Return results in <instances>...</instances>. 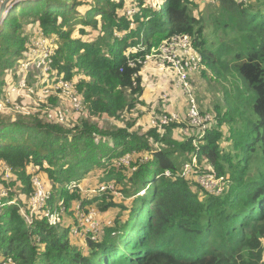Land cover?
Listing matches in <instances>:
<instances>
[{
    "label": "trees",
    "instance_id": "obj_1",
    "mask_svg": "<svg viewBox=\"0 0 264 264\" xmlns=\"http://www.w3.org/2000/svg\"><path fill=\"white\" fill-rule=\"evenodd\" d=\"M161 2L159 8L148 0L13 3L0 28V89L18 76V61L42 29L56 39L54 70L75 83L86 110L69 127L43 114L16 121L0 114V162L19 190L0 197V256L16 264H264V0ZM130 7L137 10L131 18ZM177 35L192 37L223 94L198 148L193 138H175L184 136L183 126L160 135L128 118L144 93L142 66L131 65L144 54L131 51ZM95 136L115 146L98 144ZM127 154L148 161L134 173L103 163ZM194 155L224 177L221 196L203 191L195 177H178L182 160ZM102 167L99 184H113L121 197L108 192L90 200L67 189ZM166 172L172 177L157 179ZM35 176L51 186L52 209L82 202L107 217L100 238H87L85 253L71 228L60 231L41 215L30 225L21 214L35 193ZM15 196L18 203L8 205Z\"/></svg>",
    "mask_w": 264,
    "mask_h": 264
},
{
    "label": "built area",
    "instance_id": "obj_2",
    "mask_svg": "<svg viewBox=\"0 0 264 264\" xmlns=\"http://www.w3.org/2000/svg\"><path fill=\"white\" fill-rule=\"evenodd\" d=\"M157 3L161 0H152L149 3ZM194 1V0H192ZM220 0L210 1L212 4H217ZM241 3H247L249 0H235ZM157 5V4H156ZM153 8V7H151ZM128 17H133L137 14V10L133 7L128 8L125 12ZM36 42L31 46L30 53L27 58L21 61L19 68L23 76L15 83H9L0 90V113L10 112V104L16 109H22L26 113L41 112L46 120L50 123L65 124L68 118L73 115H80L86 109L85 100L77 90L75 84L64 79L57 71L54 70V57L56 55V47L53 41L45 34L44 30L38 29L36 31ZM133 53L145 52L143 47L137 50H132ZM163 59L160 65L171 64L174 67L177 79V88L182 91L185 97V108L187 110V127L192 131L190 138H193V145L198 148L200 141H202L207 134L209 127L214 122V116L209 113L201 112L198 107L196 94L194 95L189 86L190 74L196 73L203 63V57L196 49L192 37L188 35H177L172 37L161 48ZM141 58V57H140ZM140 64V62L133 61L131 65ZM142 66V65H141ZM35 71L36 75L30 77L29 71ZM142 73V70L140 74ZM140 76V75H139ZM33 79L35 81L33 82ZM143 84V80H142ZM52 98H59L61 103L59 106L51 108L57 104H52ZM163 98L169 99L170 94H164ZM68 107V108H67ZM43 108V109H42ZM60 108V109H59ZM67 108V109H66ZM66 109V110H65ZM180 118L176 114L163 115L161 118H153L152 125L158 127L160 135L166 134V127L173 123H179ZM96 143H107L110 141L106 137L95 136ZM148 161V156L141 161H137L131 154H127L115 159L113 162L104 160L103 163L107 167H113L122 170L136 171L137 165ZM198 167L197 156H194L193 162L187 163L182 171L178 174L181 179H189L195 177L196 182L200 188L209 195L221 196L225 191L224 180L219 178L213 167H208L206 170H201ZM4 180L8 183L12 178V171L5 163L2 166ZM171 172H166L157 176V179L172 177ZM35 189L34 195L28 200L25 208H21V214L26 218L27 222L32 225L35 215H41L46 219L48 224L52 227L59 226L62 219L68 213V208L64 201L52 209L49 206L52 198V191L48 190L41 178L35 176L32 180ZM81 188L79 183H71L67 189L73 191ZM114 193L117 197H121L117 193L116 187L113 184L102 185L94 188L92 194L86 190L85 194L88 199H93L98 194ZM9 192L2 189L0 197H8ZM18 199H13L8 202V205H15ZM3 205V204H2ZM0 203V206H2ZM76 220V229L73 230L75 235H96L97 237L102 232L101 222L98 219V214L95 208H87L82 202H77L72 208ZM1 213V212H0ZM111 224V223H109ZM97 238L94 239L96 241ZM0 264H16L12 258H5L0 256Z\"/></svg>",
    "mask_w": 264,
    "mask_h": 264
},
{
    "label": "rangeland",
    "instance_id": "obj_3",
    "mask_svg": "<svg viewBox=\"0 0 264 264\" xmlns=\"http://www.w3.org/2000/svg\"><path fill=\"white\" fill-rule=\"evenodd\" d=\"M148 1L151 2L152 0H148ZM17 2H18V0H14L12 2V4L17 3ZM154 3L155 4L150 3V6L153 8H156V7L159 8V6H162L161 1L158 3L155 1ZM0 4H1V2H0ZM207 5H210V4H207ZM200 10L201 11H199L197 13H201V12L204 13L205 8L204 9L200 8ZM47 37L53 41V44L56 47V39L51 38L48 35H47ZM36 40L37 39L34 37L32 42L30 43V48L36 42ZM169 40H166V41L162 42L159 46H154L150 49H147V45L146 46H143V45L139 46V47H143L145 50V52H140V53L144 54L143 58H137V60H136L137 62H140L142 65V73L140 74V77L143 80L142 86L144 88V93H143L140 101L143 102V104H137L140 106L136 107V110L134 112H132L133 116H129L128 118L130 121H132V123H134V121H135V123L137 125H142L144 130H150L151 129L150 127L158 130V127H154V125H152V123H151L153 118L159 119L163 115L176 114L179 116L180 122L179 123H173V124L184 127V129H183L184 136L177 135L176 132L174 133V135L176 134L175 138L178 141L183 142L187 138L190 139V135L192 134V131H193L187 127L188 119H187V110H186L185 104H184L185 97L182 95V91H180L177 88V79H176L174 67L169 63L165 64V65H160V63L164 57L162 52H161V48ZM139 47L134 48L133 50H137ZM136 53H138V52H136ZM20 63H21V61H18V68H17L19 71L18 76L16 78H14L12 74L10 76L11 79L13 80L11 83L17 82L24 74V73H22L21 69L19 68ZM35 73H36L35 71L30 70L29 71L30 77H34V75H36ZM212 76L213 75H212L210 69L207 67V65L204 62L202 63V65L200 66L199 70L196 73L190 74V76H189V81H190L189 86L191 88L193 95H194V92L196 94L197 101H198V103H197L198 107L200 108L201 112L204 111L203 113H209L211 115H213L211 113L213 110V107L216 104H218V102L223 101V94H222V91L220 89L221 87H220L219 83L215 79L212 78ZM34 81H35V79H33V82ZM168 93L170 94V98L165 100L163 98V95L168 94ZM82 98L84 99L83 96H82ZM175 98H176V103H174ZM177 99H178V102H177ZM53 101H55V102H53L52 104H55L56 102H57V104H55L54 106H50L51 108L57 107L61 103L59 98H55ZM161 102H164V106L162 105ZM181 102H183V108H184L183 112H179V111L178 112H171L170 111V106L172 103H173L175 108H179ZM153 106H155V107H153ZM10 107H11L10 112L0 113V114L8 115L12 121H16L19 117L32 118L34 116L38 117L42 114L41 112H34L31 114H28L22 109H16L11 104H10ZM157 110L161 111V114H159L158 117L155 116L156 113L158 114V112H156ZM78 117L83 118L82 114L73 115V116L68 118V121L65 124H62V125H67L69 127V126H71L70 124L75 123L78 120ZM173 124H171V125H173ZM171 125L169 127H166L165 130L167 131V129L170 128ZM107 143H108L109 147H111V148H113L115 146L113 141H108ZM135 156H137V154H135ZM194 156L189 161H187V159L182 160V162H184V163L182 164L179 173L182 171L183 167L187 163L193 162ZM197 161H198V167L196 169L200 168L203 171L206 170L205 167L202 164H200L198 157H197ZM104 165H106V164H104ZM111 168H113V167H111ZM123 172H129V170H126V171L124 170ZM131 173H134V171L131 170ZM2 176H3V174H2ZM2 176L0 175V187H2L5 191L9 192V194L14 193L15 195H17L19 193V190H14L10 184L11 182L10 183L5 182L4 184L1 183L2 180L4 181V176L3 177ZM103 176H104V167H102L101 170L99 169V170L92 171L90 173L89 177L87 179H85L84 181H81L82 183H79V185L84 190H87L89 192V194H92V191L94 190L95 187L102 186L99 184V179H101ZM191 178H192V176H191ZM219 178L224 180L223 186H225L226 183H225L224 177H219ZM43 183L48 190H51L50 185H48L46 182H43ZM223 188H225V187H223ZM95 209H96V212L98 214V219L101 222V227H103L102 222H105L107 220V217L104 216L103 214H101L97 210V208H95ZM69 212H70V210L68 209V213ZM68 213L62 219V222L60 224V231H64L67 228H71L70 229L71 230L70 236H71V239H72L74 245L81 248V250H83V252L85 253V250H86L85 243L87 241V238H90L92 241H94L95 238H97V239L100 238L101 232L98 235V237H97V234L94 236L90 235V234L82 235V236L75 235L73 233V230H75L76 227L73 224H76V220H75V218H73V214H72V216H69ZM41 219H44V218H41ZM94 242H96V241H94ZM263 244H264V241H263Z\"/></svg>",
    "mask_w": 264,
    "mask_h": 264
},
{
    "label": "water",
    "instance_id": "obj_4",
    "mask_svg": "<svg viewBox=\"0 0 264 264\" xmlns=\"http://www.w3.org/2000/svg\"><path fill=\"white\" fill-rule=\"evenodd\" d=\"M14 0H3L0 4V28L2 27L7 15L15 4H12Z\"/></svg>",
    "mask_w": 264,
    "mask_h": 264
},
{
    "label": "crops",
    "instance_id": "obj_5",
    "mask_svg": "<svg viewBox=\"0 0 264 264\" xmlns=\"http://www.w3.org/2000/svg\"><path fill=\"white\" fill-rule=\"evenodd\" d=\"M210 1H213V0H210ZM177 102H178V99H177ZM53 103V102H52ZM174 103H176V98H175V100H174ZM184 104H185V102H184ZM183 110H184V108H183V102H181L180 103V106H179V108H175L174 107V105H173V103L171 104V106H170V111L171 112H183ZM3 164L4 163H2V162H0V175L2 176V174H3V171H2V166H3ZM81 187V186H80ZM2 187H0V196H1V194H2ZM79 190L82 192V193H84L86 190H84L83 188H79ZM16 198H18L17 196H15L14 197V199H16ZM73 205H75V203L73 204ZM73 205H72V207L71 208H69L70 209V212L72 211V208H73ZM109 223H111V222H109ZM74 225V224H73Z\"/></svg>",
    "mask_w": 264,
    "mask_h": 264
}]
</instances>
